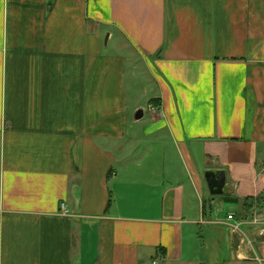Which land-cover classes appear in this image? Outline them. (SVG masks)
I'll return each instance as SVG.
<instances>
[{"label": "crops", "instance_id": "obj_1", "mask_svg": "<svg viewBox=\"0 0 264 264\" xmlns=\"http://www.w3.org/2000/svg\"><path fill=\"white\" fill-rule=\"evenodd\" d=\"M208 170L264 192V0H0V264H264Z\"/></svg>", "mask_w": 264, "mask_h": 264}, {"label": "trees", "instance_id": "obj_2", "mask_svg": "<svg viewBox=\"0 0 264 264\" xmlns=\"http://www.w3.org/2000/svg\"><path fill=\"white\" fill-rule=\"evenodd\" d=\"M222 200L226 203H242L239 219L251 218L255 212L261 211L264 208V192L257 197H247L243 201L229 194H223ZM204 208H207L206 203L204 204Z\"/></svg>", "mask_w": 264, "mask_h": 264}, {"label": "water", "instance_id": "obj_3", "mask_svg": "<svg viewBox=\"0 0 264 264\" xmlns=\"http://www.w3.org/2000/svg\"><path fill=\"white\" fill-rule=\"evenodd\" d=\"M142 113L140 111L139 117ZM205 177L209 186L210 193L212 195H222L225 191L226 186V173L224 170H208L205 173ZM234 242L236 245L239 244V235L237 232L233 234Z\"/></svg>", "mask_w": 264, "mask_h": 264}, {"label": "built area", "instance_id": "obj_4", "mask_svg": "<svg viewBox=\"0 0 264 264\" xmlns=\"http://www.w3.org/2000/svg\"><path fill=\"white\" fill-rule=\"evenodd\" d=\"M228 219L229 220H233L234 219V215L233 214H230L228 216ZM241 225H242V223L241 222H238V221H235V222L231 223V226H232L233 230H235V231L240 230ZM152 264H159V263L157 261H153Z\"/></svg>", "mask_w": 264, "mask_h": 264}, {"label": "rangeland", "instance_id": "obj_5", "mask_svg": "<svg viewBox=\"0 0 264 264\" xmlns=\"http://www.w3.org/2000/svg\"><path fill=\"white\" fill-rule=\"evenodd\" d=\"M222 207H223V210L221 211V213L226 216L227 215V212L231 208V206L228 203H224V205Z\"/></svg>", "mask_w": 264, "mask_h": 264}]
</instances>
